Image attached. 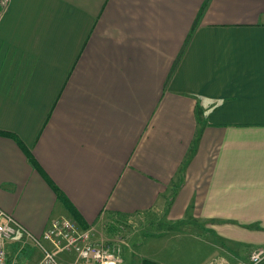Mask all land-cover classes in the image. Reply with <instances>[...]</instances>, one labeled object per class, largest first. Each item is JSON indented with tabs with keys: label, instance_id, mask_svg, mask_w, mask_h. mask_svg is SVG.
<instances>
[{
	"label": "crops",
	"instance_id": "1",
	"mask_svg": "<svg viewBox=\"0 0 264 264\" xmlns=\"http://www.w3.org/2000/svg\"><path fill=\"white\" fill-rule=\"evenodd\" d=\"M0 130L89 227L155 212L177 226L154 261L249 264L264 246V0H9ZM0 208L20 261L25 233L70 216L3 135Z\"/></svg>",
	"mask_w": 264,
	"mask_h": 264
},
{
	"label": "built area",
	"instance_id": "2",
	"mask_svg": "<svg viewBox=\"0 0 264 264\" xmlns=\"http://www.w3.org/2000/svg\"><path fill=\"white\" fill-rule=\"evenodd\" d=\"M8 0H0L5 7ZM21 230L20 224L8 212L0 208V264H20L8 256L7 244ZM24 243L31 241L39 253L36 264H123L122 245L118 239H99L92 227L82 228L71 216L53 218L38 236L25 233ZM264 260V248L255 249L249 264ZM226 259L210 264H227Z\"/></svg>",
	"mask_w": 264,
	"mask_h": 264
},
{
	"label": "rangeland",
	"instance_id": "3",
	"mask_svg": "<svg viewBox=\"0 0 264 264\" xmlns=\"http://www.w3.org/2000/svg\"><path fill=\"white\" fill-rule=\"evenodd\" d=\"M176 226L164 220L163 215L149 211L134 214L130 217L115 218L112 216L101 222L100 229L97 227H92V229L98 239L102 237L124 241L122 245L123 264H144L143 259H165V252L171 249L169 240ZM13 237L17 241L21 238V233L17 232ZM174 241L178 240L175 239ZM160 243H163V246L167 244L168 249L164 247L160 250L162 245ZM15 248L17 251L13 255L18 254L23 259L21 261L19 258L17 259L21 264H33L36 261L38 250L31 241L27 244L16 243ZM257 248H264V246L255 247L251 253ZM210 261L207 264L212 262ZM227 264H234V261L231 262L229 259Z\"/></svg>",
	"mask_w": 264,
	"mask_h": 264
},
{
	"label": "trees",
	"instance_id": "4",
	"mask_svg": "<svg viewBox=\"0 0 264 264\" xmlns=\"http://www.w3.org/2000/svg\"><path fill=\"white\" fill-rule=\"evenodd\" d=\"M3 7L0 6V13L2 12ZM202 13L198 15V19L196 23L193 26V29L195 28L196 24L198 23V20ZM0 135L7 136L12 138L13 140L16 141V143L19 145V147L23 150V152L26 154L27 159L29 163L35 168V170L41 174V176L47 181V183L50 185V187L53 189V191L56 194V197L61 203H63L64 207L68 211L69 215L77 221V223L82 227V228H88V224L84 221L82 218L81 214L78 212V210L74 207V205L70 202V200L63 194V192L54 184V182L48 177V175L43 171L39 163L35 160L33 155L30 153L28 148L23 144V142L13 133L7 132L0 130ZM144 264H162L159 262H156L154 260L150 259H143Z\"/></svg>",
	"mask_w": 264,
	"mask_h": 264
}]
</instances>
